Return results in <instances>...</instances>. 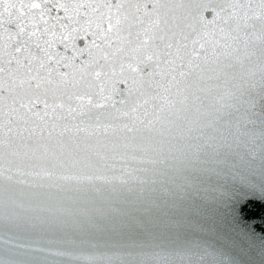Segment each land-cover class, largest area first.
Wrapping results in <instances>:
<instances>
[{
	"label": "snow or ice",
	"instance_id": "6c2138e0",
	"mask_svg": "<svg viewBox=\"0 0 264 264\" xmlns=\"http://www.w3.org/2000/svg\"><path fill=\"white\" fill-rule=\"evenodd\" d=\"M254 204L264 0H0V264H264Z\"/></svg>",
	"mask_w": 264,
	"mask_h": 264
},
{
	"label": "water",
	"instance_id": "95a60500",
	"mask_svg": "<svg viewBox=\"0 0 264 264\" xmlns=\"http://www.w3.org/2000/svg\"><path fill=\"white\" fill-rule=\"evenodd\" d=\"M249 212L254 214V219L257 225V231L264 229V223H261L260 216L264 215V205L254 204L250 205Z\"/></svg>",
	"mask_w": 264,
	"mask_h": 264
}]
</instances>
